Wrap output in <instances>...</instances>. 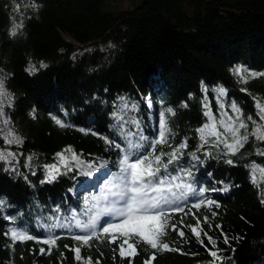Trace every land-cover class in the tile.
<instances>
[{
	"label": "trees",
	"instance_id": "16d2710c",
	"mask_svg": "<svg viewBox=\"0 0 264 264\" xmlns=\"http://www.w3.org/2000/svg\"><path fill=\"white\" fill-rule=\"evenodd\" d=\"M104 2L0 0V76L11 93L5 113L23 139L12 146L15 160L0 161V264H77L70 250L77 242L71 236L85 233L75 226H50L72 222L73 214L87 222L97 211L85 214L97 203L94 197L100 198V208L105 195L108 202L116 199L107 189L117 191L113 185L119 183L123 156L136 153L134 162L137 155L152 152L149 144L159 136L162 112L174 133L169 144L175 147L187 139V148L168 165V173L181 178L176 183H190L197 192L204 189L202 198L219 206L195 209L197 198L188 194L185 211L170 213V224L182 228L187 240L171 230L165 237L170 247L182 251L158 252L152 264H264V183L252 182L253 163L264 167V156L257 154L264 142L249 138L235 156H228L223 145L200 148L197 132L208 122L205 104L218 115L221 104L230 110L235 101L245 117L258 111L256 100L264 103V76L245 84L233 72L243 66L264 73V0H141L119 15L102 13ZM33 3L38 10L30 7ZM21 19L24 27L12 36V27ZM41 61L47 67H41ZM30 65L37 70L27 71ZM220 87L225 95L216 91ZM53 116L70 126H58ZM68 147L82 164L69 159V167H64L57 154ZM161 149L171 151L167 145L157 146V154ZM163 159L167 162L168 157ZM228 159L234 163H226ZM53 164L59 168L57 178L42 183ZM109 219L104 215L99 223ZM197 219L215 247L203 232L204 243H199L186 227L196 226ZM13 227L37 237L54 233L60 237L59 247L51 255H40L39 249L48 246L34 241L10 247L5 233ZM118 243L93 241L91 247L81 248V255L91 257L93 264L98 259L100 264H129L119 256ZM137 247L133 264H143L152 250ZM209 249L220 259L211 257Z\"/></svg>",
	"mask_w": 264,
	"mask_h": 264
},
{
	"label": "snow or ice",
	"instance_id": "6c2138e0",
	"mask_svg": "<svg viewBox=\"0 0 264 264\" xmlns=\"http://www.w3.org/2000/svg\"><path fill=\"white\" fill-rule=\"evenodd\" d=\"M30 7L34 9H39L38 4H31ZM24 27L23 20L19 23H16L10 34L16 36L18 30ZM41 67H47L42 61L40 64ZM35 65H30L27 69L29 72L36 71ZM2 71V70H0ZM235 75L240 77L243 83H247L248 79L255 78L257 76H264V73L249 72L243 66H237L233 69ZM204 91L207 92V88H204ZM217 92L221 95L226 94V89L223 87L217 88ZM241 91H247V89L242 88ZM11 102V93H9L5 87V78L0 76V120L3 121L5 126L10 125V118L7 117V114L4 111L5 102ZM187 107V105H184ZM127 107V105H125ZM205 111L204 115L208 118V122L203 124L200 128L197 129L199 133V139L201 141L200 148H203L205 145H211L212 147L219 148L223 145L224 154L228 156H235L240 149L248 142L250 136L254 137L257 141L264 142V123H257L252 119L251 116L244 117L243 110L238 106V104L233 101L231 103L232 113L235 115H229L226 112L221 113V118L217 120L215 115L212 114L210 108L207 104L204 105ZM220 108H224V104L220 105ZM256 108L258 109V115L261 121H264V103H261L260 100H256ZM167 112L171 115H175L173 109H167ZM35 118V110L31 114ZM52 119L55 123L64 128L69 127L70 125L65 124L61 119L53 116ZM247 121H251L253 124V129L249 131V125ZM223 129L221 131L220 129ZM80 131H85L80 129ZM96 133H93L95 135ZM174 136L172 129L169 127L168 120L165 114L162 112L159 121V136L158 138L150 142L149 147L152 149L150 154L139 156L134 162H131L132 155H136L134 152H127L121 160V174L117 177L119 183L114 184L113 187L117 191H113V188H108L107 192L116 199L108 202V195L103 197L106 203L103 208H100L99 200L100 198H93L97 200V203L88 209L85 213L86 215L89 212H92V208H96L97 211L89 215L87 222H82L77 218L76 214H73L71 217L70 223L60 224L59 222L54 223L50 226L51 228L55 227H64L71 230L73 226L79 228L81 232L85 234H74L71 236V239L77 242L75 247L70 248L74 252V259L77 264H93L91 257H82L81 248L82 247H91L93 241H98L101 243L107 242L109 245L118 243V253L122 259H129V264H133L134 258L139 255L138 245H146L147 249H151V255L144 259L143 264H152L153 261L157 258L158 252H181L180 248L170 247L169 243L165 241V237L168 235L169 230L174 231L182 240H187L185 231L182 228H178L175 223L170 224V213H183L185 208L183 202L188 199V194H191L193 197H196L197 200L192 204V207L195 209H200L202 207L211 208L213 205L219 206L217 202L202 198L204 195V189H201L197 192L193 189L190 183H176L177 180L181 179L177 176H171L168 173V165L172 164L180 159L183 155V150L187 148V139L179 143V145L172 147L169 142V136ZM6 143L8 144H17L21 145L23 139L16 135L14 131L9 129L4 136ZM106 143L112 144L113 141L107 140L104 138ZM141 139L146 140V137H141ZM167 145L171 148L170 152L161 151L157 154L156 147ZM115 147L119 148L120 145L116 144ZM142 145H132L130 148H140ZM65 153H71V157L65 155ZM211 154V153H207ZM257 154L264 156V150L257 149ZM193 159L198 160L199 157L195 153L190 154ZM57 156L60 158L61 162H65L69 159L77 162L79 166L83 162L80 160L79 155L75 151L68 147L63 152L58 153ZM167 156V162H164V157ZM16 159V153L7 152L0 150V161L6 163H11L12 160ZM29 160L31 157L28 158ZM226 163L233 164L232 159L226 160ZM64 167L68 168L69 165L64 163ZM91 167V165H89ZM161 169L164 170V175H161ZM259 171L264 174V167L252 165V182L253 184L257 183L256 180V171ZM15 170V169H13ZM59 173V168L57 165L53 164L48 166V174L46 181L51 183L57 178ZM91 175V173H86ZM186 175H191L190 172ZM171 178L169 179V177ZM179 191V194L177 192ZM227 191V186L223 189ZM216 191V189H212ZM264 195V193H261ZM264 203V200L261 201ZM3 204V201H0V205ZM101 215H107L110 217L103 225L99 223ZM215 215V213H213ZM9 220L14 221V217H7ZM204 222H208V217L205 216ZM74 222V223H73ZM180 224H183V218L180 219ZM45 227H49L45 225ZM192 233V235L197 239L199 243L203 245L204 241L201 239V233L203 232L202 227L200 226V220L197 219L196 226L187 225ZM217 227H220L217 225ZM203 235L207 237L209 242L216 246V241L208 235L207 232H203ZM5 236H9L11 239L10 247L15 246L16 243H26L28 241H34L37 244L47 245V250L44 247L39 249L40 255H51L53 249H57L59 245L57 241L60 239L59 236L54 233L49 234L45 237H37L30 234L26 228H16L13 227L9 232L5 233ZM224 243H229V238L224 236ZM69 248L68 245L64 246ZM207 247V246H205ZM117 251V249H113ZM209 254L211 257L220 259L217 251L209 249ZM63 253H60V256L63 258ZM103 253H101V256ZM95 264H100L99 259L95 261Z\"/></svg>",
	"mask_w": 264,
	"mask_h": 264
},
{
	"label": "rangeland",
	"instance_id": "374dc122",
	"mask_svg": "<svg viewBox=\"0 0 264 264\" xmlns=\"http://www.w3.org/2000/svg\"><path fill=\"white\" fill-rule=\"evenodd\" d=\"M141 3V0H105L104 4L101 6V12L104 14H113V15H119L121 13H124L126 11H130L132 9H134L136 6H138ZM68 35H63V38L65 39V41L72 43L78 47H80V44H78L75 40H73L71 37V41L68 40V38L66 37ZM9 103L6 101L5 102V107L8 105ZM5 107H4V111H5ZM222 112H226L229 115H235L234 113H232V110L230 108V110L224 106L223 109L220 108L218 115H215V117L217 118V120H219L221 118V113ZM214 115V114H213ZM247 116H245L246 118ZM253 120H255L257 123H264V121L260 120V117L258 115V111L256 112V114L254 116H251ZM248 125H249V131H251L253 129V124L251 121H247ZM12 129L11 125L5 126L3 124V121L0 120V150H4L7 152H12V146L16 145V144H8L6 143L4 136L7 133V131ZM221 131H223V129H220ZM250 139L253 141H256V139L254 137L250 136ZM67 161L63 162L66 163ZM58 167V166H57ZM256 180L261 183H264V174H262L259 169L256 171ZM104 218V215H101L100 220ZM99 220V222H100Z\"/></svg>",
	"mask_w": 264,
	"mask_h": 264
},
{
	"label": "bare ground",
	"instance_id": "6f19581e",
	"mask_svg": "<svg viewBox=\"0 0 264 264\" xmlns=\"http://www.w3.org/2000/svg\"><path fill=\"white\" fill-rule=\"evenodd\" d=\"M67 38H68V40H70L71 41V38L69 37V36H66Z\"/></svg>",
	"mask_w": 264,
	"mask_h": 264
}]
</instances>
